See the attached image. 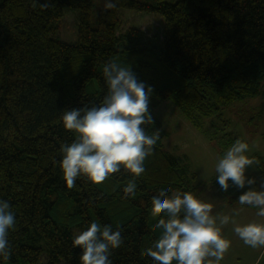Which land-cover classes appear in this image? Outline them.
Returning <instances> with one entry per match:
<instances>
[{"label": "trees", "instance_id": "trees-1", "mask_svg": "<svg viewBox=\"0 0 264 264\" xmlns=\"http://www.w3.org/2000/svg\"><path fill=\"white\" fill-rule=\"evenodd\" d=\"M44 2L0 0V198L16 214L11 254L0 264H38L42 257L80 264L72 239L93 220L121 231L112 264H152L144 251L159 235L151 198L164 185L196 191V175L164 148L154 110L170 101L202 131L203 119L230 103L264 100V0H115L113 9H98L94 25L95 0ZM66 8L78 11L75 42L54 35ZM122 8L159 15L160 37L143 40L134 26L119 33ZM113 60L152 87V122L143 127L149 135L159 131L135 178L136 194L127 198L122 189L133 177L126 170L100 184L81 176L69 189L58 165L59 145L73 139L61 112L98 103L106 91L103 65ZM259 168L264 173L263 161ZM212 183L224 192L215 175ZM256 264H264V251Z\"/></svg>", "mask_w": 264, "mask_h": 264}, {"label": "clouds", "instance_id": "clouds-1", "mask_svg": "<svg viewBox=\"0 0 264 264\" xmlns=\"http://www.w3.org/2000/svg\"><path fill=\"white\" fill-rule=\"evenodd\" d=\"M38 3V0H34ZM46 7V0L40 3ZM115 0H104L105 9H113ZM106 91L98 103L63 110L62 127L73 134L71 142L61 143L58 161L61 176L71 189L77 179L85 177L93 184L104 182L122 169L131 174L123 186L125 198L135 196V178L145 172L144 162L159 139V131L146 133L143 125L152 122L149 101L152 87L139 81L127 66L116 61L103 65ZM249 144L237 139L215 161L216 183L227 191L234 185L244 189L237 202L256 209L258 219L238 222L239 210L231 214H213V204L193 192L164 185L151 198V214L159 235L144 249L152 264H220L231 241L223 234L226 225L251 248L264 247V180L256 186V177L246 175L255 161L248 154ZM162 214V215H160ZM16 226V214L6 199L0 198V261L11 254L8 240ZM123 243L119 227L93 220L78 231L72 246H79L80 264H112V251Z\"/></svg>", "mask_w": 264, "mask_h": 264}, {"label": "rangeland", "instance_id": "rangeland-1", "mask_svg": "<svg viewBox=\"0 0 264 264\" xmlns=\"http://www.w3.org/2000/svg\"><path fill=\"white\" fill-rule=\"evenodd\" d=\"M145 2L146 0H140ZM104 7V0H95L91 10V23L94 25L96 13ZM119 33H125L134 26L143 32V40H155L160 37L162 18L156 14H148L135 9H120ZM78 11L66 8L59 22L55 37L65 42L77 40ZM148 41V40H147ZM146 41V42H147ZM155 113L161 121L162 142L164 148L184 163L189 172L196 175L192 182L195 195L213 204V214H231L239 210L238 222L258 219L256 209L241 206L236 201L241 192L234 185L227 191L220 192L212 183L215 175L214 165L221 150L225 151L237 139L249 144L248 154L255 163L246 169V175L256 177V186L264 180L260 173L259 163L264 162V100L260 95L234 101L217 110L204 120L202 131L196 129L170 101H162ZM223 234L231 241L229 250L220 264H253L261 248H251L243 243L232 231V225H226ZM264 251V249H263ZM38 264H48L42 257ZM63 264V263H60Z\"/></svg>", "mask_w": 264, "mask_h": 264}, {"label": "crops", "instance_id": "crops-1", "mask_svg": "<svg viewBox=\"0 0 264 264\" xmlns=\"http://www.w3.org/2000/svg\"><path fill=\"white\" fill-rule=\"evenodd\" d=\"M263 249H264V247H262V249H260V253L258 254L257 259L253 262V264H256L257 263V261L259 260L261 254L263 252Z\"/></svg>", "mask_w": 264, "mask_h": 264}, {"label": "bare ground", "instance_id": "bare-ground-1", "mask_svg": "<svg viewBox=\"0 0 264 264\" xmlns=\"http://www.w3.org/2000/svg\"><path fill=\"white\" fill-rule=\"evenodd\" d=\"M100 187V186H99ZM52 201V200H51Z\"/></svg>", "mask_w": 264, "mask_h": 264}]
</instances>
